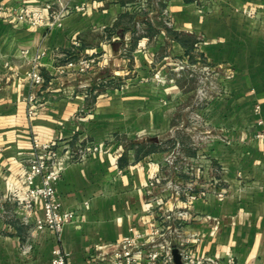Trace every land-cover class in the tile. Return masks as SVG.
<instances>
[{"label":"crops","instance_id":"obj_1","mask_svg":"<svg viewBox=\"0 0 264 264\" xmlns=\"http://www.w3.org/2000/svg\"><path fill=\"white\" fill-rule=\"evenodd\" d=\"M47 1L0 0V264H51L57 243L68 264H92L96 246L133 230L149 238L164 222L173 245L204 264H264V0H217L213 13L168 0L167 17L138 24L137 0H59V13L86 9L58 20L45 13L41 25L17 18ZM195 39L206 60L227 68V94L202 110L212 139L170 148L172 131L185 132L173 122L192 93L168 81ZM98 55L96 73L66 65ZM37 58L39 85L28 76ZM34 137L54 143L57 194L63 209L77 212L60 240L20 219L10 198L26 188ZM90 143L95 154L72 158ZM42 215L39 203L30 218Z\"/></svg>","mask_w":264,"mask_h":264},{"label":"built area","instance_id":"obj_2","mask_svg":"<svg viewBox=\"0 0 264 264\" xmlns=\"http://www.w3.org/2000/svg\"><path fill=\"white\" fill-rule=\"evenodd\" d=\"M47 6L50 8L52 4L49 3ZM85 8L83 5L65 6L61 9L59 17H64L71 11L85 10ZM21 18H28L29 22L35 25L44 23L39 13L31 15L30 11ZM32 77L35 85L43 81L38 71L34 72ZM31 99L33 100L34 97L32 96ZM32 112L31 109L30 113ZM33 146L34 152L29 157L24 172L26 188L9 197L17 202L18 207L15 211L20 219L28 224L33 223L40 232H52L60 240L65 226L74 220L77 212L63 209V203L57 194L56 186L61 177V171L56 166L55 160L58 158V153L54 143L42 142L38 137H34ZM98 149L99 146L96 143H90L86 148L73 150L71 156L73 159L76 157L85 159L95 154ZM170 161L173 163L174 158ZM195 197V194H190L191 199ZM39 203L42 206V217L30 218ZM171 217L172 211L167 212L162 220L168 222ZM164 224L152 230L149 238L144 233L133 230L132 234L115 242L96 246L92 264H174L172 250L175 246L167 237ZM181 254L186 264H204V260L195 258L188 249ZM228 262L234 263V259L229 258ZM219 263L214 261V264ZM51 264H68V253L60 243H57L52 250Z\"/></svg>","mask_w":264,"mask_h":264},{"label":"rangeland","instance_id":"obj_3","mask_svg":"<svg viewBox=\"0 0 264 264\" xmlns=\"http://www.w3.org/2000/svg\"><path fill=\"white\" fill-rule=\"evenodd\" d=\"M59 0H48L46 4L41 8L40 10H31L30 8H25L18 16L19 20L24 22H29L28 18L22 19L21 16L26 15L27 11L31 12V15L33 13H39L41 18L46 21L44 18L45 13L48 14L49 17L55 18L56 20L59 19V7H55V3H58ZM194 2L200 10H207L208 13H213L216 11L217 5L220 4L221 1L216 2L217 0H187ZM51 3L52 6L49 8L47 4ZM168 0H137L135 4L132 5L131 11L133 12V20L134 23L138 24V20H148L155 19L158 16L167 17L168 16ZM86 9V8H85ZM84 11V10H82ZM77 12V10L73 11ZM72 13V11H71ZM244 13L247 15H257L258 12L256 10L247 8L244 10ZM256 16V17H257ZM164 19V18H163ZM258 20V19H257ZM139 21V22H140ZM50 24V23H49ZM167 25H172L173 21L171 19L166 20ZM143 27V26H141ZM136 32V30L133 28L132 32ZM202 39L198 40H192V49L188 53H186L183 56H178L174 59V68H173V76L171 75L169 81L164 78L162 81H167L170 83H173L175 85H178L179 87H185L186 90L190 91L192 93V96L187 99V102L185 103L186 109H181L179 113H177V117L174 120V126L178 128H185V132L180 131L179 134L175 135L174 131L171 133V147H180L184 142L198 144L200 141L205 140V138H213L214 135L211 132L206 133L205 129H208L209 124L206 125L205 121L206 118H203V108L205 106L206 101L210 100L213 96H215L217 93H224V89H226L227 94V88L223 89V83L228 76V74L225 72L227 71L226 67L221 66H214V64L210 63L206 58L204 57V54L201 53L202 44L204 42H201ZM146 43L143 44V48H146ZM129 56L127 58V61L129 62V65L131 63V60H129ZM101 60L102 57L100 55L98 56H78L76 58H69L66 62V65L68 67H76L78 68V72L80 73H88V72H95L99 69L101 66ZM35 64H33V68L29 71L28 76L33 79L32 75L34 72L38 71L43 81L45 82L44 75L42 74L40 70L39 60L38 58L33 60ZM157 74V73H156ZM224 74V78H222ZM231 78V76H230ZM41 83V84H42ZM222 96V95H220ZM225 97V96H224ZM186 110V112L183 113V111ZM33 113V112H32ZM175 141V144H174ZM81 144L84 142L81 141ZM180 151L171 152L168 156L169 159L173 158H179ZM210 159V158H209ZM210 172V171H209ZM210 182V181H209ZM215 184H209L208 190L214 189ZM7 204L4 206L5 212H3L4 218L8 215L7 210ZM1 210V207H0ZM13 219L10 218V220ZM178 248V247H175ZM180 250V249H179ZM181 252V251H180ZM173 254V253H172ZM219 264H222L220 262ZM224 264V263H223ZM226 264H237V261L234 263H226Z\"/></svg>","mask_w":264,"mask_h":264},{"label":"water","instance_id":"obj_4","mask_svg":"<svg viewBox=\"0 0 264 264\" xmlns=\"http://www.w3.org/2000/svg\"><path fill=\"white\" fill-rule=\"evenodd\" d=\"M172 253H173L174 264H186L182 259V254L179 248H174L172 250Z\"/></svg>","mask_w":264,"mask_h":264}]
</instances>
